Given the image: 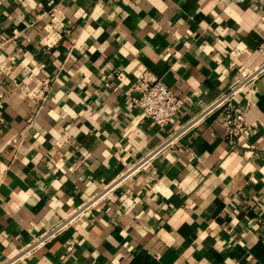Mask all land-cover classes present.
Masks as SVG:
<instances>
[{
	"label": "crops",
	"instance_id": "crops-1",
	"mask_svg": "<svg viewBox=\"0 0 264 264\" xmlns=\"http://www.w3.org/2000/svg\"><path fill=\"white\" fill-rule=\"evenodd\" d=\"M257 3L0 0V264H264ZM142 75L188 100L165 125Z\"/></svg>",
	"mask_w": 264,
	"mask_h": 264
},
{
	"label": "built area",
	"instance_id": "built-area-1",
	"mask_svg": "<svg viewBox=\"0 0 264 264\" xmlns=\"http://www.w3.org/2000/svg\"><path fill=\"white\" fill-rule=\"evenodd\" d=\"M256 7L259 18L264 22V4L257 3ZM131 90L140 94L138 98H134L135 105L147 118L159 125L167 124L188 103L187 99L178 95L161 79H153L147 75L139 77ZM231 95L232 93L226 95L217 105L222 107L218 119L224 125L226 135L234 143L246 133L248 122L245 110L234 103ZM3 122L4 115L0 108V125Z\"/></svg>",
	"mask_w": 264,
	"mask_h": 264
}]
</instances>
